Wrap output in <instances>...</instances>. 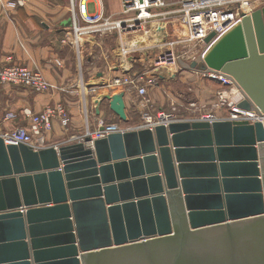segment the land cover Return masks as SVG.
<instances>
[{"label":"water","instance_id":"water-1","mask_svg":"<svg viewBox=\"0 0 264 264\" xmlns=\"http://www.w3.org/2000/svg\"><path fill=\"white\" fill-rule=\"evenodd\" d=\"M188 67L229 76L239 107L264 114V6ZM105 99L128 120L124 92ZM0 264H264V120L175 119L40 149L0 136Z\"/></svg>","mask_w":264,"mask_h":264},{"label":"crops","instance_id":"crops-1","mask_svg":"<svg viewBox=\"0 0 264 264\" xmlns=\"http://www.w3.org/2000/svg\"><path fill=\"white\" fill-rule=\"evenodd\" d=\"M5 1L7 0H0V62L7 65L19 64L37 68L56 88L49 92H38L25 86L0 84V132L11 130L20 125H28L26 110L37 113L47 104L61 102V99H64L68 102V110L73 116L72 124L66 128L62 126L59 119H56L52 131L47 135V142H52L49 143L50 146L62 145L71 135L75 142L79 140L76 139L78 136L87 134L88 131L95 132L101 128L100 120L104 119V107L112 115H117L110 109L109 101L105 99L106 95L124 92L126 112H128V100L131 96L133 97L131 94L135 91H126L122 86L114 84L113 79L116 76L137 73L139 62H142L141 65L146 67L144 71L149 76L158 78L157 84L152 85L154 88L160 84V81L166 80V76L162 73L163 70H167L169 73L179 71L185 77L186 74L187 77L193 75L191 72H199L188 67V64L192 62L189 59L179 60L173 66L155 68L154 58L151 55L148 57L147 54L149 51L156 50L159 43L127 49V41L146 36L158 22L164 25V36L171 35L174 38L181 32L184 33L186 27L179 14H174L166 20L154 19L145 32H130L122 35H90L80 43L83 48L81 50L87 53L82 61L80 58L82 54L79 57L73 44V33L68 30L71 24L66 25V21L72 19L71 0H68V4L63 9H61L63 0H29L26 6L10 10L2 7L1 4ZM48 2L59 4L55 9L59 10L56 15L59 21L56 26L40 22V14L33 11ZM74 2L77 4L78 0H74ZM89 8L91 12L103 11L105 15L111 16L113 19L126 17L122 13L121 0L92 2L89 4ZM109 37H112V40ZM142 51L146 53L143 59L145 61H141L142 56L139 55ZM79 68H82L84 81L81 88L76 84L81 81ZM214 81L221 84L219 81ZM58 84H61L60 87L71 84L68 89L70 91L67 93L66 90H63L61 93ZM57 89L60 91L57 92ZM158 109L164 110L163 106H158L156 110ZM8 113H14L15 116L5 119Z\"/></svg>","mask_w":264,"mask_h":264},{"label":"built area","instance_id":"built-area-1","mask_svg":"<svg viewBox=\"0 0 264 264\" xmlns=\"http://www.w3.org/2000/svg\"><path fill=\"white\" fill-rule=\"evenodd\" d=\"M28 2L29 0H7L1 5L4 9L10 10L26 6ZM92 2L101 3L102 0H78L77 4L74 0H71L72 22L68 30H71L73 33V44L79 53L81 52L80 43L90 35H122L130 32H143L147 30L154 19L166 20L174 14H179L184 23L189 27L188 39L181 42L184 48L186 44L196 41L203 43L207 35L212 32L215 33L213 40L209 44L203 45V47L206 45V50L201 54H189L175 48L158 52L154 57L155 68L173 66L183 59L191 61L201 60L217 39L239 24L244 16L251 14L259 6H264V0H121L122 13L126 17L113 19L111 16L105 15L103 11L91 12L89 4ZM211 13H220L222 18L226 17V15L231 16L232 21L229 25L223 27H218L209 21H206V23H209L207 25L205 22L200 24ZM200 26H203L202 31H200L202 36L194 38L193 31L197 28L199 29ZM175 43L177 42L174 41L170 44L173 46ZM200 72L220 81L225 86L232 87V93H228L227 91L219 93L220 102L218 103L219 107L226 103L230 107L229 118L248 119L252 122L264 120V114L258 113L254 109L245 110L239 107L238 104L244 96L229 76L216 71ZM157 82L158 78L152 75L149 76L146 71L116 76L113 79L114 84L122 86L126 91H135L136 94L143 97L141 101L143 106L141 105L140 108L148 123L147 126L179 119L174 112L163 109H158V115H154L155 113L153 114L147 110L144 111V106H152L151 99L147 96L148 88L157 84ZM0 84L25 86L38 92H46L56 88L45 74L37 68L19 64L7 65L1 62ZM25 113L29 120L28 125H21L8 131L0 132V136L3 137L6 144L28 143L36 149L46 147L48 141L47 135L53 129L54 121L59 119L61 124L66 128L69 127L71 122L68 110L60 102L56 103L55 107L47 105L37 113L30 110H26ZM14 116V113H8L5 119H10ZM202 119L213 121L226 118H215L211 115H205ZM100 125L104 129L101 130L100 128L95 132L88 131L87 134L97 138L109 132L122 130L117 124L105 125L102 121ZM85 135L82 134L76 139L82 140Z\"/></svg>","mask_w":264,"mask_h":264},{"label":"rangeland","instance_id":"rangeland-1","mask_svg":"<svg viewBox=\"0 0 264 264\" xmlns=\"http://www.w3.org/2000/svg\"><path fill=\"white\" fill-rule=\"evenodd\" d=\"M63 1L64 2L61 5V9H63L68 4V0H63ZM58 6L59 4H55L54 2L53 3L48 2L44 6H39L37 7V9H33V11L38 12L40 14V19H39L40 22H47L51 24L52 26H56L59 21V19L56 17L59 10H55V9H57ZM116 7L118 8V6ZM258 8H260V6ZM217 17L219 19V21L216 23L218 27L227 26L232 21L231 16L226 15V17L222 18L220 13L217 14ZM227 17H230V18H227ZM157 25L158 27L154 28V30L160 29L159 31L157 30V34L160 36L159 40L161 42L160 41H159L160 43L155 42V43H159L158 47L156 50L149 51V53L147 54L149 55L148 57H150L151 55V57L154 58L155 53L157 54L158 52H161L162 50L169 49V48H172V49L175 48L177 50H181L182 52L185 51L189 54H196V53L201 54L203 53L204 50H206V45L205 47H203V45L207 43L206 42L202 43L199 41L186 44L185 45L186 47L185 48L183 47L181 42L182 40L186 41L189 35V27L185 23L184 25L186 28H185L184 33L181 32L179 36H175L174 38H172L171 35L164 36V30H163L164 25L161 22H159V24ZM193 37L198 38L199 36L198 37L193 36ZM109 38L112 40V37H109ZM174 41L177 43H175L172 46V44L170 43ZM132 45L133 44L131 43L127 44L126 45L127 49L133 48L134 45L133 46ZM81 49L83 48L81 47ZM208 51L206 53H208ZM80 53L78 52V55L79 57L81 55L80 58L83 61L84 56H87V53L83 52L82 50ZM139 55L142 56L141 61H145L143 59L145 58L144 56L146 55V53H143L142 51V53ZM141 64L143 63L139 62L137 64L138 72L146 70V67L142 66ZM186 64L188 63L186 62ZM81 70L82 68H79V72L81 74L80 76L81 81H78L76 83L80 88L84 84V81L82 79L83 73ZM162 73L163 75L166 76V80L160 81V84L155 88L152 86L148 88L147 96L150 97L152 106H149V105L146 107L144 106L143 108L144 111L147 110L153 114L155 113L154 115H158L159 110L156 111V108L158 106H163L165 111L174 112L177 118L179 119H191V120L192 119H202L205 115H211L215 118H229L230 117V113H229L230 107L227 105V103L220 107L218 106V103L220 102L219 93L222 91H227L228 93H232L231 91L232 87L225 86L220 81L219 82L221 84H218L217 82L214 81L216 79L211 78L209 75H204L200 71L198 73L191 72L193 75H189V77H187V74L185 77V75H182V73L179 71L178 72L172 71L171 73H169L167 70H163ZM55 83L57 84V82ZM60 85L61 84H58L61 90V93H63L62 92L63 90H66L67 93L70 91L68 89H69V85L71 86V84H66L61 87ZM60 90L57 89V92H59ZM131 95H133V97L131 96V98H129L128 100L129 109H128L127 114L129 115V117L127 121L121 120L119 116L117 115H114V114L112 115L107 110V108L104 107V112H105L104 119L100 120V122L103 121V124L105 125L117 124L121 127V129H130V128H134L138 126H146L148 123L144 115L142 114L143 113L142 109L140 108L141 105L143 106V104L141 103L143 97H140L138 94H136V92H134ZM228 96L230 97V95ZM60 103L64 107H66L67 110L69 109L67 106L68 102L66 100L61 99ZM47 105H50L51 107H55L56 103H50ZM68 113H69V116L72 118L73 116H71V112L69 110H68ZM111 122H115V123H111ZM71 124H72V121L70 122L69 126ZM47 143L48 144L46 146H50L49 143H52V142L49 141ZM68 143H73L72 135L68 139H66L62 144H68Z\"/></svg>","mask_w":264,"mask_h":264},{"label":"bare ground","instance_id":"bare-ground-1","mask_svg":"<svg viewBox=\"0 0 264 264\" xmlns=\"http://www.w3.org/2000/svg\"><path fill=\"white\" fill-rule=\"evenodd\" d=\"M217 14L218 13H211V14H209L205 19L202 20V22L200 24H203L204 22H205L206 25L209 24V23H206V21L212 22V24L213 23L216 24L219 21V19L217 17ZM227 18H230V17H227ZM157 24H159V22ZM157 24L154 25V27L152 28V31H149L146 36L138 37L137 40L127 41L126 42V45L129 44V43H131L134 46L141 45L143 47H146V46H151L152 44H155V42H159L160 41L159 40V37L160 36L157 34V30H154V28L158 27ZM195 28H197V27H195ZM199 29H201V30H199ZM199 29L197 28L196 30L193 31V36H196V37L199 36V37H201L200 36L201 35V32L200 31H202L203 26H200ZM138 41H142V42L140 43ZM129 47H131V46H129ZM260 113L263 114L262 111Z\"/></svg>","mask_w":264,"mask_h":264},{"label":"flooded vegetation","instance_id":"flooded-vegetation-1","mask_svg":"<svg viewBox=\"0 0 264 264\" xmlns=\"http://www.w3.org/2000/svg\"><path fill=\"white\" fill-rule=\"evenodd\" d=\"M161 113V112H160Z\"/></svg>","mask_w":264,"mask_h":264}]
</instances>
